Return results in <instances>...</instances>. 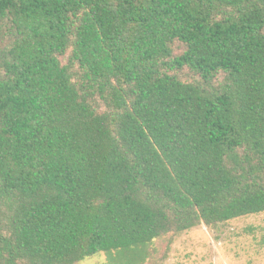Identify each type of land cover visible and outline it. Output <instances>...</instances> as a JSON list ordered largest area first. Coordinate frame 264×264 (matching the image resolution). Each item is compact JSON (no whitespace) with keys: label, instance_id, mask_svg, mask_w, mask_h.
<instances>
[{"label":"trees","instance_id":"obj_1","mask_svg":"<svg viewBox=\"0 0 264 264\" xmlns=\"http://www.w3.org/2000/svg\"><path fill=\"white\" fill-rule=\"evenodd\" d=\"M262 212L264 0H0V264Z\"/></svg>","mask_w":264,"mask_h":264},{"label":"rangeland","instance_id":"obj_2","mask_svg":"<svg viewBox=\"0 0 264 264\" xmlns=\"http://www.w3.org/2000/svg\"><path fill=\"white\" fill-rule=\"evenodd\" d=\"M171 241V242H170ZM144 264H264V212L156 239ZM77 264H109L99 253Z\"/></svg>","mask_w":264,"mask_h":264}]
</instances>
